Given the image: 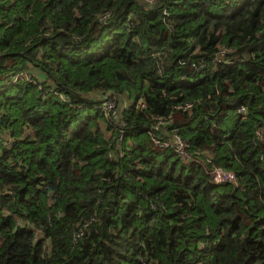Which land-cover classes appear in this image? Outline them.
I'll return each instance as SVG.
<instances>
[{
	"label": "trees",
	"instance_id": "obj_1",
	"mask_svg": "<svg viewBox=\"0 0 264 264\" xmlns=\"http://www.w3.org/2000/svg\"><path fill=\"white\" fill-rule=\"evenodd\" d=\"M0 264H264V0H0Z\"/></svg>",
	"mask_w": 264,
	"mask_h": 264
},
{
	"label": "built area",
	"instance_id": "obj_2",
	"mask_svg": "<svg viewBox=\"0 0 264 264\" xmlns=\"http://www.w3.org/2000/svg\"><path fill=\"white\" fill-rule=\"evenodd\" d=\"M64 101L66 100L64 99ZM191 108H192V104L189 103L186 104L185 106L176 107L177 110H184V111H188ZM117 111H118L117 101L113 98H109V100L106 101V107L104 108V113L106 114L107 117H117ZM240 111L243 112L244 108H242ZM168 122H169L168 120L159 119L155 127V130L159 131L161 126ZM155 142L157 145H160L161 147H174L177 153L180 154L185 161L190 160V156L186 152V144L178 135H176L174 141L170 143L167 142L162 143L157 140H155ZM198 163L208 171L212 181L216 184L235 182L236 180V177L233 173L225 172L224 170L217 168L214 165L211 168H209V166L212 164V161L209 158H205L204 161L199 160Z\"/></svg>",
	"mask_w": 264,
	"mask_h": 264
},
{
	"label": "rangeland",
	"instance_id": "obj_3",
	"mask_svg": "<svg viewBox=\"0 0 264 264\" xmlns=\"http://www.w3.org/2000/svg\"><path fill=\"white\" fill-rule=\"evenodd\" d=\"M121 107H122L121 109H123V108L127 107V104L123 103V106H121Z\"/></svg>",
	"mask_w": 264,
	"mask_h": 264
}]
</instances>
